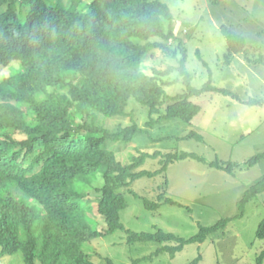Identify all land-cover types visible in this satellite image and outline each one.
I'll list each match as a JSON object with an SVG mask.
<instances>
[{"label":"trees","instance_id":"1","mask_svg":"<svg viewBox=\"0 0 264 264\" xmlns=\"http://www.w3.org/2000/svg\"><path fill=\"white\" fill-rule=\"evenodd\" d=\"M89 2L80 11L63 0H0V251L2 256L22 254L25 264H96L89 245L120 232L127 234L129 245H159L151 259L175 257L187 245L203 244L243 218L247 206L264 194L263 178L245 193L237 216L200 226L190 239L163 230L126 229L121 216L128 208L125 191L151 212L164 205L182 206L163 195L154 202L135 194L137 180L166 176L183 160H204L188 152L142 151L128 163L118 159L109 143L129 144L147 134L129 110L132 102L148 109L146 125L153 129L173 120L192 124L202 111L192 99L205 93L228 96L248 107L264 108V101L242 98L211 82L195 88L187 70V48L173 30L175 15L162 0ZM221 31L229 64L248 44L233 26ZM153 49L178 59L180 66L149 73L144 59ZM10 67L13 73L4 77L2 71ZM172 71L183 77L186 91L169 98L170 84L162 77ZM128 117L133 123L127 128L104 125ZM188 135L201 139L195 131ZM262 159L264 155L255 157L246 166ZM152 160H159L157 171L141 170ZM210 166L230 174L235 170L232 163ZM96 182L103 185L95 217L85 199L86 188ZM256 235L264 241V219ZM107 263L114 264L110 259ZM256 264H264V251Z\"/></svg>","mask_w":264,"mask_h":264},{"label":"rangeland","instance_id":"2","mask_svg":"<svg viewBox=\"0 0 264 264\" xmlns=\"http://www.w3.org/2000/svg\"><path fill=\"white\" fill-rule=\"evenodd\" d=\"M89 1L63 0V3L74 4L78 10L86 11ZM162 1L175 15L173 30L187 48V70L195 88L202 89L211 82L242 98L264 101V0ZM222 26L235 27L248 44L247 50L229 64ZM144 64L149 73L155 68L165 73L170 67L180 66L178 59L159 49H153L145 57ZM11 73L12 67L2 71L4 77ZM162 79L170 84L166 87L169 98L186 91L179 72L172 71ZM192 101L202 107L192 124L173 120L153 129L146 125L150 120L148 109L132 102L129 110L147 134L129 144H108L124 163L130 162L134 155L138 156V151L150 154L188 152L204 159L180 161L169 168L166 176L142 178L132 187L135 194L150 201L159 202L163 195L165 199L180 203L181 207L164 205L151 212L145 209L142 200L125 191L128 208L121 216L127 230L136 233L163 230L190 239L200 232V226H213L222 219L237 216L239 202L245 193L264 178V159L246 166L253 158L264 155V108L248 107L231 97L212 93ZM170 103L168 100L164 109ZM132 123V117L104 121L111 130L119 126L127 128ZM193 131L201 136L200 140L188 135ZM216 161L232 163L234 173L211 167L210 164ZM158 162L148 161L141 170L157 171ZM102 185V182H96L86 188L85 201L95 209V217ZM263 219L264 194L247 206L243 218L233 221L203 244L187 245L175 257L162 254L151 259L159 245H129L124 232L94 240L87 251L96 264H108L107 259L114 264H193L199 257L198 264H256L257 257L264 251V241L258 240L256 235ZM94 224L101 228L96 221ZM0 264L25 263L22 254L2 256L0 251Z\"/></svg>","mask_w":264,"mask_h":264}]
</instances>
